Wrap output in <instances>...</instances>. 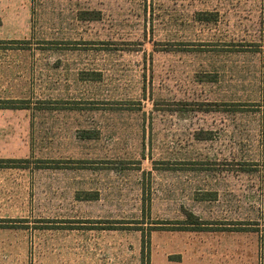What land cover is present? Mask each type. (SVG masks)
I'll list each match as a JSON object with an SVG mask.
<instances>
[{
  "label": "rangeland",
  "instance_id": "obj_1",
  "mask_svg": "<svg viewBox=\"0 0 264 264\" xmlns=\"http://www.w3.org/2000/svg\"><path fill=\"white\" fill-rule=\"evenodd\" d=\"M0 46V264H264V0H0Z\"/></svg>",
  "mask_w": 264,
  "mask_h": 264
},
{
  "label": "crops",
  "instance_id": "obj_2",
  "mask_svg": "<svg viewBox=\"0 0 264 264\" xmlns=\"http://www.w3.org/2000/svg\"><path fill=\"white\" fill-rule=\"evenodd\" d=\"M2 46H0V54H3L5 51L3 50ZM11 66V63L9 61H6L4 59H0V103L6 102V101H26V100H17V98H13L11 95L10 90L7 88L10 86L11 82V69L9 68ZM17 109V108H6V107H0V115L8 110ZM11 141L10 137H6L4 134H0V147H4L7 144L9 145ZM0 159H17V158H2L0 156ZM1 167V166H0Z\"/></svg>",
  "mask_w": 264,
  "mask_h": 264
},
{
  "label": "trees",
  "instance_id": "obj_3",
  "mask_svg": "<svg viewBox=\"0 0 264 264\" xmlns=\"http://www.w3.org/2000/svg\"><path fill=\"white\" fill-rule=\"evenodd\" d=\"M93 17V16H92ZM207 18H204L205 20H212L211 16H204ZM92 19H95V17H93ZM27 105L24 101H6V102H2L0 103V107H6V108H25ZM22 162H26L25 159H0V166L1 167H16L15 165H17L18 163H22Z\"/></svg>",
  "mask_w": 264,
  "mask_h": 264
}]
</instances>
